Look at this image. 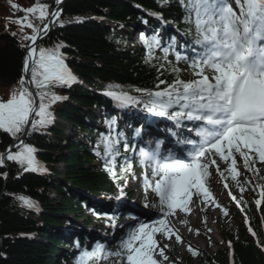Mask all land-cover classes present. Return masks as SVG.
<instances>
[{
    "label": "snow or ice",
    "instance_id": "1",
    "mask_svg": "<svg viewBox=\"0 0 264 264\" xmlns=\"http://www.w3.org/2000/svg\"><path fill=\"white\" fill-rule=\"evenodd\" d=\"M62 2L55 0L56 8H50L41 0L27 8L9 3L16 12L25 14L14 23L19 27L21 41L29 43L20 44L25 55L18 88L6 101H0V130L17 141L0 153V167L7 160L23 166L26 172L38 170L36 149L25 138L41 133L54 123L52 105L67 99L54 89L70 87L77 82L61 52L65 47L63 43L50 48L36 43L54 24L63 27L64 21L60 19ZM169 2L161 0V6ZM180 3L187 13L185 23L188 27L183 35L191 36L190 42L178 45L175 36L165 42L157 32L147 37L141 33V39L147 49L146 62H152L157 49L163 55L156 59L167 62L170 51L175 50V61L187 63L195 78L180 79L181 70L169 64L176 77L171 82L160 79L152 89L132 86L123 90L119 85H109V90L103 92L121 108L143 105L146 120L134 129V140L142 139L144 128L161 120L169 122L168 139L149 140L138 146L128 141L123 131L116 130L117 121L113 117L104 121L108 133L100 134L94 149V154L104 160L105 171L113 180H124V185L117 184V200L126 196V177L133 173L130 161L135 159L145 169L144 189L150 190L158 202L145 203L144 207L157 209L159 215L150 222L132 217L136 223L128 226L115 249L109 250L97 241L91 250L80 251L75 264H107L110 258H114L112 264H174L166 254L170 245L163 241L173 237L176 243L184 241L169 218L179 219L180 214L191 213L197 201L202 205L210 202L227 215L226 208L216 200L208 184L210 167L215 166L225 181L230 177L243 192L249 180L246 178L243 183L238 180L241 172L237 157L243 161V168L254 176L260 172L257 163L264 164V0H180ZM151 15L163 20L162 13ZM7 27L6 24V31ZM25 28L31 29V35L24 32ZM17 34L11 33L14 37ZM164 67L165 63H160L158 71ZM209 70L211 77L205 74ZM33 86L35 92L31 90ZM113 88L119 90H111ZM132 92L139 95L130 94ZM122 141L125 153L132 151L137 155H125V163L119 165L118 174L117 157L121 155ZM101 145L103 156L98 150ZM13 148L17 150L13 152ZM215 157L226 164L224 170ZM148 169L151 179L147 175ZM3 175L7 177V173ZM133 179L140 181L134 175ZM223 186L227 189V182ZM259 195L261 198L255 200L257 206L264 199V187ZM229 196L241 205L242 199L237 200L231 191ZM20 199L28 209L37 207L30 199ZM106 218L115 225L114 217ZM181 223L187 224V220ZM245 224H248L247 218ZM248 230L256 236L251 227ZM258 246L264 250V245ZM76 247L79 248L78 242ZM229 247H232L231 241ZM187 250L193 257L197 255L191 245Z\"/></svg>",
    "mask_w": 264,
    "mask_h": 264
},
{
    "label": "trees",
    "instance_id": "2",
    "mask_svg": "<svg viewBox=\"0 0 264 264\" xmlns=\"http://www.w3.org/2000/svg\"><path fill=\"white\" fill-rule=\"evenodd\" d=\"M10 1L23 4L26 8L37 2ZM41 2L52 8L54 0ZM179 8L177 0H170L163 6L161 0H66L60 16L64 21L63 27L59 23L54 24L38 46L50 48L63 43L65 47L61 48V52L66 57V64L96 91L108 89L109 85H119L123 90L132 86L152 89L158 80L171 81L176 77L169 63L156 59L159 56L155 52L152 62H146L144 43L141 41L142 45L133 48L129 30L147 25L144 21L148 19L139 9L162 13L163 18L171 19L179 27H188L185 19L181 18ZM4 11L0 7V13ZM21 43L27 44V41L22 42L18 36L0 31V98H9L12 91L18 88L24 57ZM160 63H165L162 74L158 71ZM33 90L36 91L34 86ZM54 91L67 97L52 105L50 110L56 116L54 123L41 133L25 138L35 147L36 160L49 168L51 175L26 172L16 162H7L6 166L0 167V264H66L70 259L69 251L60 247L65 245L70 249L76 245L65 241L59 228L63 217L81 215L83 202L75 189L107 190L113 185L107 177L104 161L100 160V169L88 164L96 156L79 142L78 136L80 132L92 135L90 121L93 120L94 108L109 107L110 102L99 92L79 85L55 88ZM133 112L138 115L137 111ZM14 141L0 130V153ZM56 163H61V171L55 169ZM258 169V176L264 177V164ZM3 173H7L6 178ZM246 178L249 180L246 188L254 197L251 181ZM20 197L34 199L39 205L38 213L24 206ZM243 209L247 210L250 227L256 237L261 238L264 226L260 224L252 204L243 205ZM258 214L262 221L264 199ZM222 237L232 243V264H264L261 250L242 226L232 232L226 229ZM100 242L109 250L117 247L115 243ZM113 260L110 258L107 264H112ZM199 264H229L226 250L217 251L210 257L203 256Z\"/></svg>",
    "mask_w": 264,
    "mask_h": 264
},
{
    "label": "rangeland",
    "instance_id": "3",
    "mask_svg": "<svg viewBox=\"0 0 264 264\" xmlns=\"http://www.w3.org/2000/svg\"><path fill=\"white\" fill-rule=\"evenodd\" d=\"M29 7V6H27ZM5 9V16H6V22L8 24V33H12V32H17L18 34L16 36H18L20 38L19 35V27L18 25H16L14 23V21L17 18L22 17L21 15L15 14L13 13V11L9 8H4ZM0 21H2L0 19ZM24 32L31 35V29L25 28ZM137 35H134V39H136ZM21 40V39H20ZM24 42V41H22ZM8 98L6 97H2L0 98V101H6ZM242 160H240L237 157V167L239 169V171L241 172V175L238 177V180H240L241 183H243V177L242 175L244 173H249L247 172L244 168H243V163L241 162ZM224 166L222 167L225 168L226 164H223ZM149 177L151 176V173L147 174ZM250 175L252 177H255L252 173H250ZM218 189V186H217ZM234 190L236 192H238V194L240 195H244L245 194V190L243 192L240 191L239 187H237L236 185L234 186ZM211 191L214 193V189L212 188ZM220 192V191H219ZM222 194V192H221ZM219 194V197H216V200L226 208L227 210V215H224L219 208H217L215 205L211 204L210 202L207 205H202L200 203H196V206L193 208V211L189 214H186V217L188 220L192 219V217L194 219H200L202 218L203 220H207V226H205L204 230L206 231V234L208 233L209 235V239H203L199 234H190L189 238L184 236L183 233H181V231L183 230L182 225H180V227L182 228V230L180 229L179 234L184 237L183 241L184 243H176L175 242V238L173 237L171 240H164V243H168L170 245V251H166V254L169 256L170 261H173L174 259L178 258V257H183L185 255H187V248L189 245H191V247L195 250L198 251L199 253H208V254H212L216 251V249H221L224 247L223 244H219L220 241L218 239V233H221L224 231L225 226H231L235 227L239 222H240V213H238L237 211L233 210L227 203H226V197L225 194ZM52 196V195H51ZM125 199L129 200L131 203L135 204L137 203L138 205H141L144 201H147V203L152 204V201H154V203L158 202V198H156L154 196L153 193H151V191H145L143 190L137 197H134L133 193L130 194V197L126 196L124 198H122L121 200L124 201ZM195 199V197L193 198ZM212 206V207H211ZM141 208V207H140ZM121 210H118V214L115 215V227L112 229H108V235L110 237H113L115 235V230L118 228L119 224L123 222V220H118L121 215H123V212H119ZM128 214L132 217H138L141 220H145L148 221V219L150 218H156L159 215V212H157L155 209L152 208H145L142 207L140 210H138V215H131L129 212ZM85 215H90L88 213V209H85ZM219 215V216H218ZM212 218H214L212 220ZM88 219H90L88 217ZM81 221L83 220V218L81 219H77L76 221ZM92 222H96V220L92 219ZM150 222V221H149ZM99 224H97V227L100 229L101 226H107L108 228L112 227V222L108 221V222H98ZM129 226V225H128ZM188 230H190V226L187 225L186 227ZM207 228L210 229L207 230ZM188 238V239H187ZM210 244V245H209ZM208 245V246H207ZM167 264V262H166ZM191 264H197V261H193Z\"/></svg>",
    "mask_w": 264,
    "mask_h": 264
},
{
    "label": "bare ground",
    "instance_id": "4",
    "mask_svg": "<svg viewBox=\"0 0 264 264\" xmlns=\"http://www.w3.org/2000/svg\"><path fill=\"white\" fill-rule=\"evenodd\" d=\"M57 6H56V4L54 5V8H56ZM214 218H212V220H213ZM169 220H170V222H171V224H172V226L175 228V226H178L179 224L180 225H182V227L183 228H185L184 229V231H185V233L188 231V229L186 228L187 227V225H188V222H190V223H192L191 225H194L195 227H193V231L195 232L197 229H198V226H196V225H198V223H199V226L201 225V224H203L204 226H207V220H203L202 218H200V219H194L193 217H192V219L191 220H188L187 219V217H186V214H184V213H182V214H180V218L179 219H176V218H169ZM182 220H187V224H184V223H181V221ZM207 230H209V228H207ZM182 237H184L183 235H182ZM186 237H190L189 235H186ZM187 238V239H188Z\"/></svg>",
    "mask_w": 264,
    "mask_h": 264
},
{
    "label": "water",
    "instance_id": "5",
    "mask_svg": "<svg viewBox=\"0 0 264 264\" xmlns=\"http://www.w3.org/2000/svg\"><path fill=\"white\" fill-rule=\"evenodd\" d=\"M64 1H65V0H63L62 5H63ZM62 5H60L61 8H62ZM38 41H39V40H38Z\"/></svg>",
    "mask_w": 264,
    "mask_h": 264
}]
</instances>
